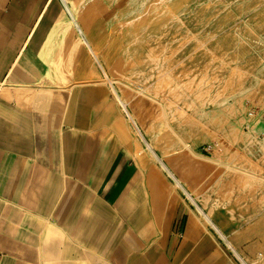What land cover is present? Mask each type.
<instances>
[{
  "label": "rangeland",
  "instance_id": "374dc122",
  "mask_svg": "<svg viewBox=\"0 0 264 264\" xmlns=\"http://www.w3.org/2000/svg\"><path fill=\"white\" fill-rule=\"evenodd\" d=\"M24 11L46 14L40 18L50 20L35 25L55 35V64L74 81L101 82L146 140L163 118L175 128L176 135L157 142L154 151L169 168L180 169L181 183L197 191L196 204L220 232L126 119L148 166L139 161L130 195L146 187V172L156 173L162 199L194 209L231 262L264 264V0H27ZM179 43L188 49L184 56L201 50L182 63L170 61L167 74L152 78L158 64L150 58H172ZM42 90L53 100L67 91L56 97V89ZM184 144L204 158L190 156L182 165L163 158Z\"/></svg>",
  "mask_w": 264,
  "mask_h": 264
},
{
  "label": "crops",
  "instance_id": "0c3cea01",
  "mask_svg": "<svg viewBox=\"0 0 264 264\" xmlns=\"http://www.w3.org/2000/svg\"><path fill=\"white\" fill-rule=\"evenodd\" d=\"M26 3L0 0V264H234L194 209L162 199L156 173L127 192L141 168L120 105L55 64V35L35 25L50 19ZM17 88L67 91L36 106Z\"/></svg>",
  "mask_w": 264,
  "mask_h": 264
},
{
  "label": "bare ground",
  "instance_id": "6f19581e",
  "mask_svg": "<svg viewBox=\"0 0 264 264\" xmlns=\"http://www.w3.org/2000/svg\"><path fill=\"white\" fill-rule=\"evenodd\" d=\"M59 20H61V19H59ZM49 40H50V38H49ZM200 50H201L200 47H198L196 49H193L187 56H184V52H188V49H186L183 46V44L179 43L176 46V48H175L176 53L172 56V58L167 57L168 55L165 54V53H163L161 56H157L155 59L150 58V62H153L154 61L155 63L158 64V67L155 68V72H154L152 78H156V77L161 78L162 76H164L165 74H167L168 73V69L166 68V66L170 63V61H178V63H182V62H184L187 59V57H190V56L191 57H195L197 55V53L200 52ZM89 73H91L90 70L86 71V74H89ZM56 90L59 93V94H57L58 96H56V97H59V95H61L65 91L64 89H56ZM12 91L13 90H12V88H10V86H3L2 87V90H1V93L10 96L12 94ZM32 92L33 93H38V100L34 102V104L36 106H39V105L43 104L44 102L49 101L48 99H46L47 97H45V95L43 94V90L42 89H39V90H31V89H26V88H17V89L14 90V94H19L21 97H24V98H27L29 96V94H31ZM54 97L55 96L51 95L52 100H53ZM164 107L165 106H161V109L162 110H165ZM164 114H165V116H167V113L165 111H164ZM122 117L123 118L121 119V121H123V124L126 126V128L128 130L127 132H129L131 134V136H132V133H131L132 131H131L130 126L128 125L126 119L129 122L132 121V126L134 128L133 129L134 130L133 133L135 132L138 135V137L147 144L148 150L150 151L152 157L160 164V166L164 169V171L176 182V185L187 195V197L190 198V200L195 203V206L197 207V209H199L203 213V216L206 218L207 222L217 232H220V230L218 229V227L212 222V220L209 217V215L207 214L208 215L207 216L203 212L202 208L196 204V202H195L196 199L193 197V194H195L197 191H194L193 190L190 193L187 190V188H185L184 185L181 183V182H183L182 181L183 176L180 173H178V170L180 171V169H177V170L174 169V170H172L171 168H169L168 165H166L163 162L162 157L161 158L158 157L156 155L155 151H154V149L156 150L155 147H156L157 142H159V141H161V140H163L165 138L167 139L169 135H176L175 128H171L168 125V123L165 120V118H163V119L160 120L159 126H157L156 128H154V131H153L154 132V135H151L150 133H148L149 136L151 137L150 140L148 141L142 135L141 130L139 129V127L137 126V124L134 122L135 119H134V117L131 114H129V118H124V116H122ZM199 121H200V119H199ZM195 122H196V120H195ZM176 123L178 124L179 121L176 120ZM165 132H166V134H165ZM179 139H181V138H179ZM184 145L186 146V148L179 149L180 146L179 147L177 146L176 148H174L175 150L172 151V153H170V154H168V153L164 154L163 158L164 157L165 158H172V160L175 162L176 165H179V163L182 165V163H184L187 159L191 158L190 156L202 157V155L196 153L189 145H186V144H184ZM134 156L137 157V159H139V161L141 163V166L143 168H147L148 167L147 164L144 162L145 161L144 159H145V157L147 155H146L144 149L142 148L141 143L138 140H137V143L135 145ZM202 158H204V157H202ZM181 173L183 175H186L182 170H181ZM198 176H196V177H198ZM197 185H198V183H197ZM127 192L129 194L132 193V192H134V190L132 189V184H130L128 186ZM226 241L228 242L229 246L233 249V251L236 253V255H238L242 259V261H244V258L241 257V255L238 252H236V248L227 239H226ZM244 263H246V262L244 261Z\"/></svg>",
  "mask_w": 264,
  "mask_h": 264
}]
</instances>
